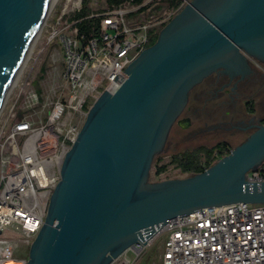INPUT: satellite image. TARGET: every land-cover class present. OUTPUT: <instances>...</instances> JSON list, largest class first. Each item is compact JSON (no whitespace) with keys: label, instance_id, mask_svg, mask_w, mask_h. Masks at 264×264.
I'll return each instance as SVG.
<instances>
[{"label":"water","instance_id":"obj_1","mask_svg":"<svg viewBox=\"0 0 264 264\" xmlns=\"http://www.w3.org/2000/svg\"><path fill=\"white\" fill-rule=\"evenodd\" d=\"M53 2L0 0V105ZM240 51L264 60V0H189L87 111L25 264H110L170 218L263 204L247 173L264 161V123L202 172L147 181L191 87Z\"/></svg>","mask_w":264,"mask_h":264},{"label":"built area","instance_id":"obj_2","mask_svg":"<svg viewBox=\"0 0 264 264\" xmlns=\"http://www.w3.org/2000/svg\"><path fill=\"white\" fill-rule=\"evenodd\" d=\"M81 1L65 0L51 24L50 38L58 40L64 61L58 96L45 99L34 86L22 83L0 117V264L26 263L14 256L5 231L20 230L28 239L36 236L88 101L107 89L148 46L150 30L170 17L157 23L160 12L153 14L147 7L104 8L90 14L100 19L99 34L85 38L75 25L78 20L71 17ZM186 2L182 0L179 8ZM133 11L139 12L138 21L128 19ZM36 108L46 110L38 122L28 117ZM247 179L264 181V169L250 170ZM160 237L161 264H264V203L203 207L170 218L145 243L131 244L110 264L121 256L126 264H133Z\"/></svg>","mask_w":264,"mask_h":264},{"label":"rangeland","instance_id":"obj_3","mask_svg":"<svg viewBox=\"0 0 264 264\" xmlns=\"http://www.w3.org/2000/svg\"><path fill=\"white\" fill-rule=\"evenodd\" d=\"M64 2L65 0H55L53 2L36 38V43L33 47L30 58L22 67V72L14 86L10 88L7 93L6 100L0 109V117L6 112L9 103L12 101V98L17 93L18 87L22 83L28 82L27 85L31 87L34 86L35 80H37L40 75V67L42 65H45L46 67L44 75L39 80L43 97L45 99H50L58 96L62 87L61 76L64 69V61L61 46L57 39L50 38V33L52 27L51 24H53V20L59 14ZM187 2H189V0H187ZM142 4H145L147 8H150L153 14L160 12V16L156 19L157 23L163 18H168V16H170L166 23L169 22L182 8L176 10L171 9L168 0H145ZM90 6L93 12L106 8V4L103 0H91ZM133 8H136V6ZM71 15L72 14H70V16ZM138 16V11H133L127 15L129 20L136 21H138ZM146 19L148 20L147 17L145 20ZM157 23L156 25H158ZM159 26V29L161 30L165 25L163 24ZM95 100V98H91L88 101V110ZM252 101L255 106L254 100ZM241 104L242 103H240V105ZM212 105L213 102L206 104L201 102L198 109L190 112L188 114L190 117V125L186 129L179 128L177 125L173 126L171 132L165 139L166 142H169L168 147L160 150L154 155L147 180L149 183L188 176V174L181 172L175 164L171 162V158L174 154L185 150H192L198 146L211 147L219 141H225L230 147L234 148L252 131V129L248 131L246 136H233L232 133L234 132V128L227 122L230 119V115H227L222 119L226 110H230L231 112L232 108ZM45 114L46 110L36 108L28 113V117L33 121L38 122L45 116ZM85 117L79 118L81 125L83 124ZM262 163L258 167L262 168ZM163 164L166 166L165 170L157 173V168ZM4 235L13 244L14 256L17 259H27L29 247L33 239H28L22 231L17 229L6 230ZM162 241L163 237L158 238L157 241L151 247L147 248L133 264H161L160 253ZM116 264H126L124 256H121Z\"/></svg>","mask_w":264,"mask_h":264},{"label":"flooded vegetation","instance_id":"obj_4","mask_svg":"<svg viewBox=\"0 0 264 264\" xmlns=\"http://www.w3.org/2000/svg\"><path fill=\"white\" fill-rule=\"evenodd\" d=\"M201 102L231 107L232 111L226 110L222 119L230 115L227 122L234 128L233 136H246L250 125L264 123V60L240 51L229 59L227 66L205 75L189 90L187 101L168 134L174 125L186 129L190 125L188 114L198 109Z\"/></svg>","mask_w":264,"mask_h":264},{"label":"trees","instance_id":"obj_5","mask_svg":"<svg viewBox=\"0 0 264 264\" xmlns=\"http://www.w3.org/2000/svg\"><path fill=\"white\" fill-rule=\"evenodd\" d=\"M106 4L107 9H111L120 5L128 4L133 6H140L139 11L146 8V5H142L145 0H103ZM171 9L176 10L180 7L182 0H168ZM91 0H82L81 8L76 11L71 17L72 19L78 20L76 27L79 33L84 34L85 38L99 34L100 31V19L90 17L93 12L91 9ZM166 23H164L165 25ZM163 25V24H162ZM160 29H151L149 35L148 46L152 45L159 34ZM46 71L45 65L40 67V75L34 82V87L37 89L39 94L42 92L39 80ZM232 147L229 146L225 141H219L211 147L198 146L192 150H185L176 153L172 156L171 162L183 173L192 175L198 172L204 171L216 160L222 156L228 154ZM262 169H264V161L262 163ZM166 166L160 165L157 168V173L164 171Z\"/></svg>","mask_w":264,"mask_h":264},{"label":"bare ground","instance_id":"obj_6","mask_svg":"<svg viewBox=\"0 0 264 264\" xmlns=\"http://www.w3.org/2000/svg\"><path fill=\"white\" fill-rule=\"evenodd\" d=\"M54 1H55V0H54ZM52 5H53V4H52ZM51 7H52V6H51ZM44 21H45V20H44ZM43 24H44V22H43ZM43 24H42V25H43ZM42 25H41V27L39 28V30L37 31L36 36H35L34 39L32 40V43H31L30 48H29V51H28L26 57L24 58V60L22 61V63H21V65H20V67H19V69H18V71H17V73H16V75H15V77H14V79H13V81H12L10 87H9V89L12 88V87L14 86L15 82L17 81L19 75H20L21 72H22V71H21V70L23 69L22 67L26 64L27 60L30 58L31 52H32L33 47H34V45H35V43H36V38H37V36H38V34H39L41 28H42ZM137 56H138V55H136V57H137ZM9 89H8V91H9ZM8 91L6 92V94H5V96H4L3 100H2V103H1V105H0V109H1V107H2V105H3V103H4L5 100H6V96H7ZM4 264H21V263L18 262V261H8V262H5Z\"/></svg>","mask_w":264,"mask_h":264}]
</instances>
